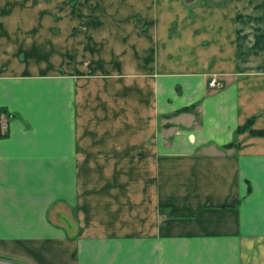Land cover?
<instances>
[{
	"label": "crops",
	"instance_id": "1",
	"mask_svg": "<svg viewBox=\"0 0 264 264\" xmlns=\"http://www.w3.org/2000/svg\"><path fill=\"white\" fill-rule=\"evenodd\" d=\"M226 1L0 0V264H264V0Z\"/></svg>",
	"mask_w": 264,
	"mask_h": 264
},
{
	"label": "rangeland",
	"instance_id": "2",
	"mask_svg": "<svg viewBox=\"0 0 264 264\" xmlns=\"http://www.w3.org/2000/svg\"><path fill=\"white\" fill-rule=\"evenodd\" d=\"M69 2L73 11H128L129 13L125 14L126 17L131 15L130 13L136 14L134 17L136 25L139 20L138 14L141 16L146 14L147 17L156 16L161 21L166 22L172 17L168 11H174L177 14L181 11H189L193 13L190 15L194 17L196 13L193 11H242L245 7L244 4L237 2L229 4L226 0H67V3ZM219 3L221 4L220 9H218ZM148 21L144 25H147ZM174 25H172V28H174ZM194 52L192 51L193 54ZM220 77H222V80L219 77L216 78L222 81L224 87V78L223 76ZM2 123L4 121L0 120L1 131L3 130L1 128Z\"/></svg>",
	"mask_w": 264,
	"mask_h": 264
},
{
	"label": "trees",
	"instance_id": "3",
	"mask_svg": "<svg viewBox=\"0 0 264 264\" xmlns=\"http://www.w3.org/2000/svg\"><path fill=\"white\" fill-rule=\"evenodd\" d=\"M254 119L250 118L248 119L243 125H240L237 127L236 129V133H241L244 131H248L249 133H251L254 136H261L264 135V131L263 130H255L252 128V124H253ZM1 136V134H0ZM232 143H229L227 145H225V147L230 146Z\"/></svg>",
	"mask_w": 264,
	"mask_h": 264
},
{
	"label": "built area",
	"instance_id": "4",
	"mask_svg": "<svg viewBox=\"0 0 264 264\" xmlns=\"http://www.w3.org/2000/svg\"><path fill=\"white\" fill-rule=\"evenodd\" d=\"M208 86L214 89H221L223 87L222 81L218 80L216 77L211 78L208 82ZM1 128L6 130V122L1 124Z\"/></svg>",
	"mask_w": 264,
	"mask_h": 264
}]
</instances>
